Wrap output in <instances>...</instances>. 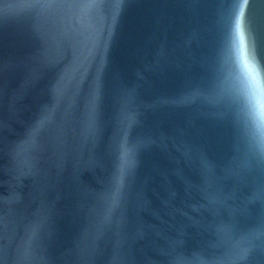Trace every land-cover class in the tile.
<instances>
[{"label":"water","instance_id":"obj_1","mask_svg":"<svg viewBox=\"0 0 264 264\" xmlns=\"http://www.w3.org/2000/svg\"><path fill=\"white\" fill-rule=\"evenodd\" d=\"M0 264H264V0H0Z\"/></svg>","mask_w":264,"mask_h":264},{"label":"snow or ice","instance_id":"obj_2","mask_svg":"<svg viewBox=\"0 0 264 264\" xmlns=\"http://www.w3.org/2000/svg\"><path fill=\"white\" fill-rule=\"evenodd\" d=\"M239 27V25H237Z\"/></svg>","mask_w":264,"mask_h":264}]
</instances>
